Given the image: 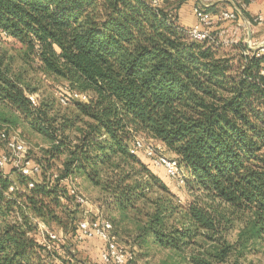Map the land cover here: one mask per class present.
<instances>
[{
	"label": "trees",
	"instance_id": "obj_1",
	"mask_svg": "<svg viewBox=\"0 0 264 264\" xmlns=\"http://www.w3.org/2000/svg\"><path fill=\"white\" fill-rule=\"evenodd\" d=\"M162 4L0 0V101L16 112L13 123H28L50 142L46 164L34 160L35 177L0 170V217L19 214L0 228V264H48L56 250L30 234L31 218L66 217L76 233L72 197L60 182L68 177L90 180L116 210L132 214L141 250H169L188 264H239L264 244V54L244 42L227 52L192 40ZM3 41L21 44L27 65L65 83L58 92L69 114H54V100L31 101L36 88L13 71ZM65 87L90 100L71 98ZM139 134L179 159L202 198L181 204L166 171L131 152Z\"/></svg>",
	"mask_w": 264,
	"mask_h": 264
},
{
	"label": "rangeland",
	"instance_id": "obj_2",
	"mask_svg": "<svg viewBox=\"0 0 264 264\" xmlns=\"http://www.w3.org/2000/svg\"><path fill=\"white\" fill-rule=\"evenodd\" d=\"M184 2H186V0H164L162 7L168 11H174L175 5L181 6ZM224 7L227 6L225 5ZM245 32L243 31L241 33L242 40L246 36ZM238 44L240 45L235 44L232 46H226L222 48V50L231 52V50L233 51L236 47L240 48L244 43ZM1 49L6 50L8 56L14 55L15 62L13 65V71L22 74L29 87L36 88V91L32 92V94L36 96L38 105L45 101L54 100V114L56 113L58 116H64L71 112L72 107L68 104L62 103L60 100L58 88L65 84L63 81L46 77L39 69H37L36 64H32V66L27 65L21 53V44L12 41H3L1 43ZM15 115L16 112L11 107L0 101V130L6 129L10 131L11 134L15 132L21 133L28 143L30 156L36 162L44 161L46 164L49 157V153L47 152L50 147L49 140L39 132L33 130L29 124L24 121H20L16 124L13 123ZM145 136L147 139H154L151 136ZM164 153L169 156H174L172 152L166 149ZM65 158L66 154L62 153L60 156L55 157L53 162L61 163ZM157 168L163 169L160 167ZM32 177H35V175ZM10 178L16 181L17 174H11ZM80 180L81 187H83V183L87 182L90 191V195H88L90 202L83 207L74 204L70 207L71 210H69V213L71 216H74L75 222L86 215L89 217H95L97 213L112 220L120 244L124 247L126 252L133 253L134 255V260L130 262V264H188L186 261H183L182 256L175 252L156 247L141 250L138 246H135L132 235L136 229L137 221L134 219L133 215L130 214V216H128L127 214L116 210L112 204H110L111 202L108 195H104L102 192L101 187H97L90 183L91 181L86 178ZM169 182L171 184L170 186L177 192L178 197L181 199V204H187L190 201L196 200L198 197L202 198V192L191 189L186 178L184 180L170 179ZM14 187H16V184H14ZM17 214L9 215L7 218L0 217V228L9 221L13 222V220H15L14 216H19V214ZM38 219L39 218H31L35 229L30 234L41 243L43 242V236L46 238L43 231L49 230L57 233L62 240L57 242L55 248L52 250L55 249L56 251L54 254L58 252L60 255H56L64 258L68 264H103L101 260L103 243L101 240L76 239L75 232L74 230L71 231V226L66 217H63L62 221L57 220L50 222ZM39 221L41 224L38 223ZM240 229L241 223L239 221L236 222L234 227H230L232 239L237 237ZM58 248L61 249L59 250ZM91 250H94L97 253L91 255ZM239 264H264V244H257L252 250H246L244 255L240 256Z\"/></svg>",
	"mask_w": 264,
	"mask_h": 264
},
{
	"label": "built area",
	"instance_id": "obj_3",
	"mask_svg": "<svg viewBox=\"0 0 264 264\" xmlns=\"http://www.w3.org/2000/svg\"><path fill=\"white\" fill-rule=\"evenodd\" d=\"M154 6H159L164 0H151ZM196 23L188 27L187 31L192 40L207 41L216 46H232L242 42L237 35L234 36H220L215 32V26L222 22L233 21L238 18L236 10L222 9L219 11H211L202 7H196L195 10ZM251 21V22H250ZM250 23H263L264 16L259 14L252 18ZM248 45L257 56L264 54V41H248ZM250 51H245V54H250ZM65 89L70 93V97L81 101H89L90 95L80 92L78 90L70 91L67 87ZM34 104H38L34 94L28 95ZM62 103L67 104V98L60 95ZM0 140L3 143L0 145V170H4L11 166L15 171L26 175L34 176L41 171V166L36 163L30 156L29 146L21 133H12L3 129L0 131ZM165 145L156 139H147L144 134L136 136L131 147L132 153L142 152L145 157L150 160L155 166L163 168L171 179L184 180L187 176L185 167L180 163L175 156H169L164 153ZM53 178H58V173L53 174ZM62 184L66 185L69 196L72 197V204L78 206H86L90 200L88 195L82 190L81 180L78 177H68L60 179ZM33 182L29 186L32 187ZM14 190V186L10 187ZM64 201L65 197H61ZM39 220V219H38ZM39 224L40 221L38 222ZM75 237L78 240L99 239L103 243L101 250V260L103 264H130L133 259V253L125 251L120 244L117 233L115 232L114 223L112 220L105 218L102 214L97 213L95 217L86 215L76 222ZM43 244L47 249L51 250L54 246V241L59 242L62 238L55 232L46 230L43 231ZM59 250L61 248H58ZM48 264H67V262L52 253L47 259Z\"/></svg>",
	"mask_w": 264,
	"mask_h": 264
},
{
	"label": "crops",
	"instance_id": "obj_4",
	"mask_svg": "<svg viewBox=\"0 0 264 264\" xmlns=\"http://www.w3.org/2000/svg\"><path fill=\"white\" fill-rule=\"evenodd\" d=\"M225 5L227 7H224ZM196 7H202L207 10L210 8L211 11L228 9L238 12L236 20L222 22L215 26L214 30L220 36L237 35L241 38V33L246 31L245 38L241 40L249 49H251L248 45L249 40L264 41V22L250 24L248 22L259 14L264 16V0H186L181 6L175 5L174 8L178 22L182 27L188 28L196 23L197 19L194 12ZM83 184V191L90 195L87 182ZM95 253L97 252L94 250L90 252L91 255H95Z\"/></svg>",
	"mask_w": 264,
	"mask_h": 264
}]
</instances>
